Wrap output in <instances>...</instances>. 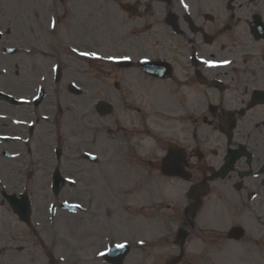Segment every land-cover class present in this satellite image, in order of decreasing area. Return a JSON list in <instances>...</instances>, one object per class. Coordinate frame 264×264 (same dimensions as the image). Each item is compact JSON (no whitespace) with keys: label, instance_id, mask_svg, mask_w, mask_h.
Listing matches in <instances>:
<instances>
[{"label":"flooded vegetation","instance_id":"1","mask_svg":"<svg viewBox=\"0 0 264 264\" xmlns=\"http://www.w3.org/2000/svg\"><path fill=\"white\" fill-rule=\"evenodd\" d=\"M186 2L189 5L190 20L193 24L191 30L183 20L184 15L177 0L160 3L157 11L152 7L144 9L145 20L152 29L150 37L156 38L164 53L172 55L174 64L179 66L183 73L180 79L175 80V84L199 86L195 74L198 70L206 80H218L224 85L221 90L206 87L202 91V98L213 101L217 105L218 113L246 109V114L252 115L250 95L257 87L264 86V38L256 40L252 36V29L256 25L255 18L262 22L264 28V0H234L233 3L229 0H186ZM170 14L174 16L168 24L166 18ZM208 14L212 16L209 18ZM170 23L173 26H170ZM194 53L198 58L206 61L229 60L230 63L225 67L204 69L200 64L194 67L186 61H181L186 59V55ZM98 70H101V67ZM108 74L112 80L126 82V86L120 87L115 97L127 103L132 101L133 85L147 84V80H140L133 71L110 69ZM143 92H147V89ZM127 105L131 106V104ZM201 112L207 114L206 110ZM218 113L213 117L210 116L214 127L222 123ZM243 142L252 145L249 140ZM196 144L201 143L197 141ZM206 165L208 166L207 163ZM207 169L210 170L209 166ZM3 202L0 196V223L4 218ZM51 261V256L44 257L45 264Z\"/></svg>","mask_w":264,"mask_h":264},{"label":"rangeland","instance_id":"2","mask_svg":"<svg viewBox=\"0 0 264 264\" xmlns=\"http://www.w3.org/2000/svg\"><path fill=\"white\" fill-rule=\"evenodd\" d=\"M102 49H104V47H101ZM130 232L128 235L126 236H122L119 234V232L116 230V231H113V232H110L109 235L107 236L109 239H117V238H120V237H128V238H132V237H135V236H138V235H144L145 233L147 234V232L141 230L140 228H133L132 231H128ZM154 258V257H153ZM155 260H152L151 257H149L147 263H152V264H159V261L157 260H160V257H156L154 258ZM96 264H99L98 262H96ZM132 264V263H131ZM222 264H232L230 261L228 262H224Z\"/></svg>","mask_w":264,"mask_h":264},{"label":"snow or ice","instance_id":"3","mask_svg":"<svg viewBox=\"0 0 264 264\" xmlns=\"http://www.w3.org/2000/svg\"><path fill=\"white\" fill-rule=\"evenodd\" d=\"M81 55H85V56L92 55V56H95L96 54L95 53H87V52H85V53H81ZM205 63H208L209 66H214L210 62H205Z\"/></svg>","mask_w":264,"mask_h":264}]
</instances>
